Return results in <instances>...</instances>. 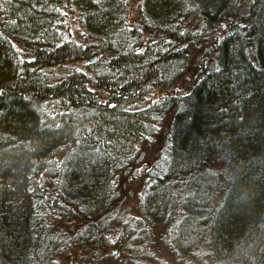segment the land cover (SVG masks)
<instances>
[{
	"label": "trees",
	"instance_id": "1",
	"mask_svg": "<svg viewBox=\"0 0 264 264\" xmlns=\"http://www.w3.org/2000/svg\"><path fill=\"white\" fill-rule=\"evenodd\" d=\"M75 225L74 264L162 225L181 264H264V0H0V264Z\"/></svg>",
	"mask_w": 264,
	"mask_h": 264
},
{
	"label": "rangeland",
	"instance_id": "2",
	"mask_svg": "<svg viewBox=\"0 0 264 264\" xmlns=\"http://www.w3.org/2000/svg\"><path fill=\"white\" fill-rule=\"evenodd\" d=\"M77 17H78V13L75 11L70 12L68 15V22L73 30H75V27L77 25V21H76ZM192 78H193V73L187 72L185 76L182 78L179 85L175 87L174 92L184 93V91H186L189 85L191 84ZM156 96H159L158 91L155 92L151 96L150 100H154ZM160 122H163V121L159 120L158 123ZM148 160H149L148 161L149 166H151L153 164L154 158L151 156L149 157ZM139 185L141 186L140 182H139ZM127 188L129 189L128 190L129 194H128L127 200H125V203H124L125 204L124 206L127 208L126 211L128 213L127 220L137 219L138 217L141 216V212L140 210H138L139 209L138 200L136 199V197L131 196L130 193L138 192V185L133 182L128 183ZM223 194H224V191L221 190L217 195L218 198L223 196ZM64 225H65L64 221L58 222V227H63ZM77 228L78 226L75 225L73 227H68L67 228L68 231H65L63 243H65L66 245L68 243V245L66 247L65 252L62 255L58 256L57 258L59 261V264H74L79 258V256L83 253V250L81 247H77L75 244L71 242L72 236L76 232ZM167 228H168L167 225H162V226L153 228L154 230L151 232H147V231L143 232L145 235L146 233H149V236H147V239H145L143 243V246L148 249V252H145V256L143 258L142 264H181L177 262V260L174 258L175 257L174 254L170 253L167 248L169 247V244L166 243V239H165V235H167V231H166ZM168 240H171V238ZM108 251H109L110 256H113L115 259H117L116 256H118L119 258V255L116 254V251L114 248ZM119 261L122 264H132V263L127 262L126 260H123V258H120Z\"/></svg>",
	"mask_w": 264,
	"mask_h": 264
},
{
	"label": "bare ground",
	"instance_id": "3",
	"mask_svg": "<svg viewBox=\"0 0 264 264\" xmlns=\"http://www.w3.org/2000/svg\"><path fill=\"white\" fill-rule=\"evenodd\" d=\"M167 248H168V250H169L170 253H174V251L176 249H179V247L176 248L174 246H169ZM191 255H192V248H191V246H189V247L184 246L183 247V251L181 252V254H178V255L177 254H174V256H175L174 258L177 260V262L182 263V262L189 261L191 259Z\"/></svg>",
	"mask_w": 264,
	"mask_h": 264
},
{
	"label": "water",
	"instance_id": "4",
	"mask_svg": "<svg viewBox=\"0 0 264 264\" xmlns=\"http://www.w3.org/2000/svg\"><path fill=\"white\" fill-rule=\"evenodd\" d=\"M95 60H96V57L90 58V61H95Z\"/></svg>",
	"mask_w": 264,
	"mask_h": 264
}]
</instances>
